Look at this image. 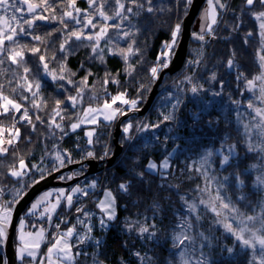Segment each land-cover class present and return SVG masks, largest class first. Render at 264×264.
Instances as JSON below:
<instances>
[{
	"label": "trees",
	"instance_id": "16d2710c",
	"mask_svg": "<svg viewBox=\"0 0 264 264\" xmlns=\"http://www.w3.org/2000/svg\"><path fill=\"white\" fill-rule=\"evenodd\" d=\"M221 2L227 4V0H221ZM153 5L164 8L165 11H157L154 14L142 13L138 17H133L131 25L140 29L134 36L124 39L116 35V29L109 30L108 36L99 42L100 48L103 49V60L99 58L100 54L92 53L89 46L92 42L76 41L73 38L68 45L72 52L66 57V71L63 73L59 72L60 63L64 61V54L59 52V45L64 32L56 31L62 29V25L57 21H38L37 27L29 31L43 36V43L33 41L28 36L18 37L21 44L40 47L46 55L49 69L65 75L73 83H67V79L53 81L51 77L44 75L38 60L39 54L32 55L26 50L25 61L31 69L27 74L28 79L33 82L39 80L41 87L36 97L23 88H17V92L13 93L12 87L24 84L21 79L23 70L8 62L0 65V83L5 85V94L16 98L29 108L32 124H35V131H33L31 125L23 121L19 127L21 137L18 148L9 147V153L0 156V189L6 193V202H12L9 205L11 208L15 207L16 201H19L36 181L41 180V176L43 178L50 176L57 171V168L62 169L74 162L104 158L106 146L110 142V127H114L115 123L98 127L92 146L87 143L84 129L71 131V124L80 118L87 107L97 106L118 92H126L130 99H137L136 108L146 104L156 82L154 79L151 81L149 69L157 63V56L163 42L170 39L171 28L178 22L177 18L179 17L178 20L181 21L190 7V5L185 6L184 0H153ZM77 7L89 8L87 0H77ZM112 7V0H108L106 10ZM226 11L228 14L223 11L225 14L223 17L220 10V18L225 21L226 29L220 32L217 43L210 46L198 42L190 44V52L196 46L206 45L207 58L200 60L198 64L190 63L195 59L193 60L189 52L190 59L184 70L176 76H166L161 93L146 117L136 116L131 119L133 129L128 135L131 139L124 136L121 138V143L125 147L124 154L114 166L107 168L106 173V183L114 193L118 212L117 217L110 222V226L101 227L99 223L101 213L97 205L103 193L96 194L89 201H86V197L84 200L75 198V204L70 208L67 207L65 199L61 200L60 210L62 212L67 210V214H72L65 228L69 225L75 226L80 236L92 237V239H85L83 243H80L77 238L74 243L76 259L73 264H97L98 261H103V264H179L177 259L181 250L180 247L174 246L173 236L184 231L179 225L185 219H191L193 224L190 234L197 235L202 232L209 237L208 241H201L197 235L196 248L188 247L189 252L199 256V244L204 243L206 246L203 252L209 256L212 264H249L252 257L251 250H242L233 236L225 231L223 225L216 222L224 217H216L206 207L209 202L219 205V202L213 201V198L222 183L224 187L220 188V195L230 199L242 214L258 213L264 204V187L255 184V177L264 173V152L247 150L245 133L236 121L237 118L244 119L245 124L253 125L254 122H251V119L254 111L249 109L247 104L251 101L256 107L261 105L258 90H249L244 78L237 79L241 73L243 77L252 79L261 72L257 56L261 43L258 22L249 14L244 0H229ZM60 12L61 8L57 7L56 14L59 15ZM238 18L239 27L233 31L238 24ZM67 22L70 31L73 23ZM116 22L103 21L97 17L94 20L97 28L89 27L85 31L95 33L104 23ZM75 27L79 28L80 25ZM124 28L132 30L127 21ZM250 31L254 35L247 37V43H245L246 33ZM49 32H53V35H47ZM109 37L112 38L111 41ZM132 39L136 41L134 47L139 48L140 52L130 55L125 61L118 54V49H126ZM233 53H235V66L229 68L227 61L233 57ZM53 55L56 56L55 60L51 59ZM129 65H132L135 70L129 69ZM106 73L118 80L119 84L109 79V83L105 85L103 81ZM213 73L216 76L215 80L211 79ZM186 76H191L194 82L203 85L204 90L198 94H192L191 85L185 81ZM85 77H87L86 85L81 83ZM9 80H12L11 85L8 84ZM221 82H223L222 90ZM60 85H63V88ZM141 85L145 87L141 89ZM81 87H83L82 101L75 107H71L66 97L76 95ZM33 91L37 90L33 88ZM21 92L29 99L21 100ZM216 92H220L221 95H214L213 93ZM55 99L65 101L60 106L64 109L60 116H54L52 112ZM177 99L181 103L178 109L174 110L172 105ZM33 100L39 107H33ZM235 100L242 101L241 105L232 103ZM45 101H47L46 104ZM169 112L173 113L174 119L161 122L162 116ZM36 116H40L44 122L41 123ZM196 116L199 118L196 119ZM53 119L55 123L61 125V128H56L52 124ZM0 121L7 125L10 120L0 117ZM157 123L160 124L159 128L137 130L145 124ZM63 135L66 136L63 137ZM226 138L227 144L236 145L238 158L232 160V167L225 165L222 168L221 157L217 154V150L221 149ZM253 143L260 145L264 141L255 136ZM110 147L114 150L113 141ZM56 148L62 151L66 160L62 167L51 160V155ZM172 148H178L173 172L165 175L148 173L145 168L148 160L154 158L159 162ZM87 151H93L95 157L85 159ZM208 152H212L213 155L208 158L207 163H202V158ZM13 153L16 155L14 156ZM17 157H23L32 168L38 164V168L44 171H38L36 168L29 176L16 179L11 176L9 166L18 164ZM237 165L239 171L246 173L243 177L245 184L242 189L236 185L230 175L236 170ZM85 172V169L79 168L73 173L64 174L63 177L69 180L72 176H82ZM140 172L144 173L143 177L137 175ZM225 176L229 177L227 182L223 180ZM86 180L80 184H84ZM120 181L129 182L127 193L119 189ZM20 187L22 190L19 193L17 190ZM240 195H244L246 200H239ZM182 197L184 199H181ZM201 200H204L205 204H201ZM193 203L196 204L197 212L201 217L198 221L195 219L196 213H190L188 209V205ZM80 205L83 212L76 211ZM222 211L229 220L235 216L227 213V210ZM85 212L91 215L85 216ZM32 216L39 218L36 215ZM78 220H82L83 223H78ZM134 222L139 223L129 230L127 225ZM153 223L156 226L154 238H148L147 234L143 236L139 234L140 225ZM88 226L92 227L91 233H88ZM96 240L100 241L99 245L95 243ZM230 247L234 248L231 254L227 252V248ZM45 251L46 247L43 252ZM76 253L79 255H75ZM136 253L140 255L137 256ZM5 262L4 254L0 252V264Z\"/></svg>",
	"mask_w": 264,
	"mask_h": 264
},
{
	"label": "snow or ice",
	"instance_id": "6c2138e0",
	"mask_svg": "<svg viewBox=\"0 0 264 264\" xmlns=\"http://www.w3.org/2000/svg\"><path fill=\"white\" fill-rule=\"evenodd\" d=\"M208 8L205 9L203 14L204 24L201 27V31L199 33H193L195 39L204 41L205 35L214 34L212 26L217 23V17L219 15L217 9H226L227 5L222 3L221 0H207ZM89 8L81 9L77 7V0H18V3L13 2V0H0V13H4L5 15H0V65H4L8 62L10 65H15L16 67L22 68L23 75L21 79L24 81L23 85H17V87H12L11 92H17V88H23L27 92H30L33 97L37 96V93L41 87V83L39 80L35 82L28 79V73L31 69L27 66L25 61V51L31 53L32 55H38V60L42 65V72L44 75L51 77L53 81L57 80H65L67 79V83L72 84L73 81L70 78H67L65 75L58 74L55 70L49 69V64L46 59V55L42 52L41 48L38 46L29 47L27 44H21L18 37L28 36L33 41H38L43 43L44 37L41 35L33 34L30 29H34L37 27V22H49V21H57L60 25H62V29H57L56 31H63L64 35L62 38V42L59 45V52L64 54V61L60 63L59 72L63 73L66 71V57L68 54H71L72 49L68 47L73 38L76 41H90L92 42L89 45L92 49V53L100 54L99 58L103 60L102 52L103 49L100 48L99 42L108 36L110 29H116V35L118 37L128 39L129 37L137 34L140 29L135 25H131V20L133 17H138L142 13L154 14L157 11L163 12L164 8H157L153 5V0H112L113 7L109 10H106V6L108 5V0H87ZM185 6L191 5L193 0H184ZM244 4L249 12V14L258 22V35L260 37V47L257 52L258 60L261 69H264V0H244ZM21 5H26V9ZM57 7L61 8V12L59 15L56 14ZM259 8V10H256ZM9 9H12L11 17H7V13ZM26 13L29 18L25 19L23 16L18 18L16 13ZM46 13H50V15H46ZM187 13L185 12V15ZM99 17L103 21H117L116 23L108 24L104 23L98 31L95 33L86 32V28H97V25L94 23V20ZM22 20V23H21ZM11 21H15V26L11 23ZM67 21L73 22V28L69 31V23ZM125 21L129 22L132 30H125L124 25ZM239 18L238 24L233 28L235 31L239 27ZM25 25L27 27H25ZM75 25H80L79 28H76ZM182 21L176 22L171 28V36L169 40L163 42L162 48L157 56V63L149 69L150 76L155 79L158 78V73L162 71L164 68L169 66L171 62V57L175 54V49L178 46L179 38L182 33ZM47 35H53V32H49ZM253 32L246 33L245 43H247V37L253 36ZM111 37H109V41H111ZM136 41L132 39L128 44V47L118 49V54L121 55L125 61L128 60L130 55H136L140 52L139 48H135ZM117 54V53H114ZM52 60L56 59V56L53 55L51 57ZM190 63H199V60L193 61ZM227 66L229 68H233L235 66V53H233V57L227 61ZM129 69L134 71V67L132 65L128 66ZM91 75V73H89ZM131 74V72H129ZM244 78L246 80V85L249 90H255L257 88V82L259 81V92L260 99L264 101V71H261L260 74L256 75L252 79H247L243 77V74H239L237 79ZM109 79L111 82L119 84V81L114 77H110V74H105V79L103 83L106 85L109 83ZM212 80L216 79L215 73L211 76ZM185 81L191 85L190 91L192 94H198L203 91V85H200L193 81L191 76H186ZM86 85L87 77L83 79L81 82ZM183 83V81L181 82ZM8 84H12V80L8 81ZM5 85L0 83V117L10 120V124L5 126L2 121H0V156L7 155L9 153V147H14V144L19 142L21 137V130L16 125L21 121L27 122L31 125L32 130L35 131V124H32V116L29 114L28 108L21 102H18L16 98L5 94L4 91ZM63 88V85H60ZM145 86L141 85L140 88L143 89ZM35 88L37 91H33ZM223 89V82H221V90ZM106 90V89H105ZM66 91V89H65ZM82 92L83 87H81L76 95H69L66 97L67 102L71 107H75L78 103L82 101ZM214 95H221L220 92L213 93ZM21 100H28L29 97L24 95L23 92L20 93ZM121 105L130 106V110H134L137 107L138 100L137 99H128L126 92H118L116 95L111 96L110 100L106 99L103 102L102 107L92 108L91 106L87 109V113H100L103 115L104 120L111 122L115 120L118 115L126 114L121 107H114L117 103ZM47 101H45V104ZM64 100L55 99L54 107L52 112L54 116H60L61 112L64 109H61V105L64 104ZM181 101L179 99L176 100V103L172 105L174 110L178 109ZM232 103L237 106L241 105L242 101L235 100ZM33 107H39L33 100ZM247 107L249 109H253L255 116L259 117V120L254 125L244 124V133H245V143L247 144V150L250 152L262 151L264 152V143L257 145L253 143L252 139V131L255 129L256 135L264 141V108L256 107L253 105L251 101L248 102ZM86 113V116H87ZM239 115V114H238ZM63 119V117H61ZM196 119L199 117L196 116ZM37 120H40L41 123L44 121L41 120L40 116H36ZM174 119V115L172 112H169L167 115L162 116V121H170ZM84 121H79L77 123H73L71 128L75 130L80 126ZM92 124L97 123L96 115H93L91 120L89 121ZM52 124L56 128H61L60 124L55 123L53 119ZM133 125L128 123L124 126V133H129L132 129ZM160 124L157 123L155 125L145 124L142 128H138V131H145L149 128H159ZM62 130V129H61ZM7 134V138L5 136ZM94 134L93 131H89L86 135L89 137L87 143L92 144V136ZM127 139H131L130 136L126 137ZM31 139L30 137L28 138ZM167 139V137H166ZM175 152V149L173 150ZM217 154L221 157V167L223 168L225 165L232 167V160L234 158H238V153L236 151L235 144H227V138L224 141L221 149L217 150ZM15 156L16 153H13ZM70 157V154H68ZM105 156L108 155V152L105 151ZM169 155H172L171 153ZM212 152H208L203 158L202 163H207L208 158L212 156ZM89 157H95V153L93 151H87L85 153L84 158L87 159ZM56 160L59 161V167L64 166L65 157L60 153H56ZM103 157H101L102 159ZM18 164H12L9 166V171L11 176L16 177L18 179L22 178L26 171L29 170L27 164L23 157H17ZM69 162H73L69 160ZM170 167L168 158H165L160 165H157L154 161H149L147 164V170L149 172L158 170L159 168L168 169ZM255 167V166H253ZM239 166H236V170H234L230 175L233 178L234 182L241 189L245 184V180L243 179L245 172L238 170ZM38 171L43 172V169L37 168ZM58 170V168L56 169ZM226 170V169H225ZM140 177L144 176L143 172L138 173ZM70 178V177H69ZM43 179V176H41ZM224 182L229 180L228 176L223 178ZM38 182V181H36ZM255 184L260 187H264V173L257 175L255 177ZM89 187L95 188V182H92ZM224 184L222 183L219 188L216 190V194L213 198V201H218L219 205L215 202H209L206 204V207L215 214L216 217H224L222 220L216 221L223 225L226 232L230 233L234 240L239 244L242 250H251L252 257L249 260V264H264V212L258 215H244L240 212L239 208L231 202L230 199H227L224 196L220 195V188H223ZM119 189L125 193L129 191V182L121 183L119 185ZM2 191V189H0ZM72 192L79 193L81 195L87 196L88 192L84 188L76 187L72 189ZM51 193H45L43 197L40 198L36 203L32 205V209H36L37 206L42 203ZM115 196H113L110 190H107L104 194V199L98 202V207L104 213V216L100 218V226L107 227V222L112 221L116 218V210H115ZM181 199H184L183 197ZM239 200L244 201L246 197L244 195H240L238 197ZM66 201L68 207L72 205V196H66ZM18 202V201H16ZM12 202H6L5 204H0V244H3L7 240L8 236V228L11 224L12 219V208L9 206ZM187 203V201H185ZM201 204H205L204 200L200 201ZM59 204V197H57V201L54 205H52V210ZM188 209L190 213H196L195 219L198 221L201 217L197 212L196 204H189ZM227 210V213L235 214V216L229 220L228 216L224 211ZM47 211V209H45ZM77 212H83V208H77ZM85 216H90L91 213H84ZM50 218V217H49ZM259 220L260 227H255L256 222ZM78 223H83L82 220H78ZM139 222L130 223L127 225L129 230L135 228ZM235 224V226H234ZM59 224L55 225V227L59 228ZM155 224L147 225L142 224L138 228V232L140 235L147 234L148 238H154L156 235L155 232ZM184 231H181L178 234H174V246L180 247L185 246V249L188 247L196 248L197 245V235L199 236L201 241H208L209 237L205 236L204 233L200 232L197 235L190 234L193 229V224L191 219H185L184 222L179 225ZM25 222L24 220L20 221L19 224V241L20 246L18 250L19 258L21 261H24L25 256L30 258H35L36 251L34 249H38L40 244L38 241L29 242L26 240V236L31 237L33 235L38 236L40 239H43L44 229L41 228L39 233H25ZM92 227L88 226V233H91ZM75 233V226L67 229L66 232L59 234L54 242L51 243V246L48 248L47 255L49 260L53 254L57 256L58 260H66L73 261L75 256L72 254L71 249L73 247L72 244L69 243L67 238H70ZM77 238L80 243H83L85 239H92L91 236L84 235L80 236L76 233ZM187 242V244H186ZM95 243L97 245L100 244L99 240H96ZM206 245L204 243L199 244V256L195 260V264H212L209 256H207L203 252V248ZM227 252L229 254L234 252V248H227ZM75 255H79L76 253ZM137 256L140 253H136ZM184 253L181 252V256ZM97 264H103V261H98ZM185 264H192L191 261H185Z\"/></svg>",
	"mask_w": 264,
	"mask_h": 264
},
{
	"label": "rangeland",
	"instance_id": "374dc122",
	"mask_svg": "<svg viewBox=\"0 0 264 264\" xmlns=\"http://www.w3.org/2000/svg\"><path fill=\"white\" fill-rule=\"evenodd\" d=\"M228 1L229 0H227V4H228ZM13 2H16V3H18V0H13ZM226 4V5H227ZM22 7H24L25 9H26V7H25V5H21ZM208 8V2H206V5H205V7L203 8V10L201 11V13L199 14L200 16L198 17V19L196 20V23H195V25H194V32L195 33H199L200 31H201V27H202V25L204 24V21H203V19H202V17H203V14H204V11H205V9H207ZM189 10V9H188ZM217 11H218V13H219V15H218V17H217V23L215 24V25H213L212 26V28H213V33L214 34H209V35H211L212 36V39L207 43V46L209 45H213L214 43H217V39H218V37L220 36L219 34H220V32H222L223 30H225L226 29V27L224 26L225 24H224V22L225 21H223V18H220V9H217ZM223 11H224V13H226V14H228L227 13V11H226V9H222V14H223ZM226 11V12H225ZM186 13H188V11L186 12ZM0 15H5L4 13H0ZM7 15V17H11V15H12V9H9V11H8V13L6 14ZM185 15V14H184ZM16 16L18 17V18H20L21 16H23V18H25V19H27V18H29L28 17V15L26 14V13H19V12H17L16 13ZM186 16V15H185ZM223 17H225V14H223ZM179 18V17H178ZM178 18H177V21H180V20H178ZM184 18L185 17H183V19L181 20L182 21V23H183V20H184ZM180 19V18H179ZM220 19H221V22L219 23V21H220ZM71 22V21H70ZM11 23L13 24V26H15V21H11ZM21 23H22V20H21ZM73 23V22H72ZM219 23V24H218ZM3 25H0V27H2ZM182 29H183V27H182ZM205 36H207V35H205ZM181 38V37H180ZM180 38H179V40H180ZM205 46L206 45H204V46H196L195 48H193V50L190 52L191 54H192V58H193V60L195 59V61H197L198 59H199V61L200 60H202V59H206L207 57V51H205ZM176 50V49H175ZM173 57V56H172ZM172 57H171V61H172ZM171 63V62H170ZM170 63H169V65H170ZM259 66H260V64H259ZM165 69V68H164ZM261 71H264V69H261ZM261 73V72H260ZM194 81V80H193ZM259 81L257 82V88H256V90H258V92H259ZM260 93V92H259ZM114 96V95H113ZM127 98L128 99H130L128 96H127ZM260 98V97H259ZM108 100H110V99H108ZM260 101H261V105H260V107L261 108H264V101H262L261 99H260ZM19 102V101H18ZM104 102V101H103ZM103 102L101 103V104H99V105H97V106H92V108H97V107H102V105H103ZM118 105H121V104H119V102L117 103V105H114V107H117ZM123 106H128V105H123ZM130 107V106H129ZM89 107H87L83 112H82V114L80 115V118L77 120V121H75V122H73V123H77V122H79V121H84L83 123H81L80 124V126L78 127V128H76L75 130H73L72 128H71V126H70V128H71V131H82V129H84L85 130V137L87 138V139H89V137L86 135V133L87 132H89V131H93L94 130V134H93V136H92V141H94V137H95V133H96V131H97V129H98V127H100V126H103L104 124H111V123H114V121H116L121 115H118L117 116V118L115 119V120H112L111 122H109V121H106V120H104V117H103V115L102 114H100V113H87V109H88ZM29 111V114H31V110L29 109L28 110ZM86 113H87V116H86ZM93 115H96V117H97V123H95V124H92V123H90L89 121L91 120V118H92V116ZM253 116H255V113L253 112ZM252 121L251 122H254V124L259 120V117H256V119L254 120L253 118L251 119ZM236 121H237V123H238V125H241L242 126V130L244 131V127H243V125L245 124V122H246V120H242V119H236ZM72 123V124H73ZM128 123H130V121L128 122L127 121V124ZM71 124V125H72ZM253 124V125H254ZM115 129H116V124L114 125V129L113 128H110V133H112V134H114V132H115ZM132 129H133V127H132ZM132 129L130 130V132L132 131ZM130 132L129 133H125V134H123V136L124 137H128V135L130 134ZM255 136H257L256 135V131H255V129H253V131H252V139L255 137ZM18 143V142H17ZM94 143H92V144H89L90 146H92ZM229 145H231V144H229ZM11 147V146H10ZM175 149V152H173V150ZM57 152H60L63 156H64V154L62 153V151L61 150H55L54 151V153L51 155V160H54L58 165H59V161H57L56 160V153ZM177 152H178V148H172L170 151H169V153H168V155L165 157V158H168V160H169V164H170V167L168 168V169H163V168H159L158 170H155V171H152V172H149L148 170H147V172L148 173H150V174H152V175H165V174H169L170 172H173V170H174V166H173V164H174V159L177 157L176 155H177ZM172 154V155H169V154ZM164 158V159H165ZM163 159V160H164ZM25 160V159H24ZM163 160H161V161H157V160H155L154 158H151V159H149L148 160V162H147V164L149 163V161H154L157 165H160L162 162H163ZM66 162V160H64V163ZM25 163L27 164V166H28V169L29 170H27L26 171V174L23 176V178L26 176V175H29L30 174V171L32 170V166H31V164H29L26 160H25ZM147 164H146V166H145V168H147ZM258 170H261V168H259V167H256ZM16 178V177H15ZM16 179H18V178H16ZM92 182H95V184H96V187L95 188H91V187H89V185L92 183ZM99 182H100V180H99V175H95V177H89L86 181H85V183L84 184H77V185H74V187L73 188H70V189H68V188H53V189H51V190H48V191H45V192H43L42 193V195L39 197V198H37L34 202H32V204L31 205H33L34 203H36L38 200H40V198L41 197H43L44 195H45V193H51V195L50 196H48L42 203H40L38 206H37V208L36 209H32V206L22 215V218H21V220H24V222H25V228H24V232L25 233H28V231H27V222H26V220H27V218L29 217V216H32V215H36V216H39L41 219H43V218H45V217H48V216H51V217H54V216H52V215H54L56 212H57V210L61 207V200H64L65 199V201H66V196H68V195H71L72 196V205H71V207L72 206H74V201H75V198H77V199H79V200H84L85 199V197H87L90 193H92V192H95V190H96V188H97V186H98V184H99ZM121 183H125L124 181H120L119 182V185L121 184ZM20 185H23L22 183H20ZM76 187H80V188H84V189H86L87 190V192H88V195L87 196H84V195H81V194H79V193H74V192H72V189H74V188H76ZM22 190V187H20L17 191H19V193H20V191ZM107 190H110L111 191V189H106V191ZM112 192V194H113V196H114V193H113V191H111ZM0 193L3 195V194H6L4 191H0ZM0 194V195H1ZM104 194L105 193H103L102 194V196H101V198L99 199V201L100 200H103L104 199ZM57 197H59V204H58V206L55 208V210L53 211L52 210V205H54L55 203H56V201H57ZM98 201V202H99ZM6 203V200L5 199H2V200H0V204H5ZM66 204H67V201L65 202ZM98 206V205H97ZM262 209L257 213H254V214H249V215H260L262 212H264V204H262ZM67 207H68V205H67ZM70 208V207H69ZM45 209H47V211H45ZM98 209H99V213H101V217L102 216H104V213L102 212V210L98 207ZM115 210H116V217H117V214H118V212H117V201H116V199H115ZM12 212H13V208H12ZM231 215H235V214H231ZM20 220V221H21ZM110 222L111 221H108L107 222V227L106 228H108V226H110ZM19 224H20V222H19ZM19 224H18V228H17V231H16V235H15V238H16V249H17V255H18V259H19V264H73L74 262H75V259H76V257H75V259L73 260V261H66V260H58L57 259V256L55 255V254H53L52 255V257H51V260H49V258H48V255H47V249L51 246V245H49V244H46L45 245V241H46V232L44 231L43 232V239H40L38 236H36V235H33V236H31V237H28V236H26V240L27 241H29V242H33V241H38L39 242V244H40V247L38 248V249H34L35 251H36V256H35V258H30V257H27V256H25V259H24V261H21V259L19 258V254H18V250H19V246H20V241H19V233H20V229H19ZM70 227H73V226H71V225H69V226H67L64 230H63V232L62 233H64V232H66L67 231V229L68 228H70ZM255 227H257V228H259L260 227V222H259V220L256 222V224H255ZM39 231L40 230H37V231H35V232H33V234H36V233H39ZM76 233H77V229H76V227H75V233H74V235L72 236V237H70V238H67L68 239V241H69V243L70 244H72L73 245V247H72V249H71V252H72V254L74 255V243L76 242V240H77V235H76ZM180 233V232H179ZM49 239H50V237H49ZM54 242V241H53ZM44 245H45V247H46V251H45V253L43 252L44 251ZM180 255L178 256V259H177V263H179V264H185V261H191L192 262V264H195V260H196V258L198 257V255L197 254H194V253H191V252H189V250L188 249H185V247L182 245V246H180ZM0 252H1V249H0ZM181 252H183L184 253V255L183 256H181Z\"/></svg>",
	"mask_w": 264,
	"mask_h": 264
},
{
	"label": "water",
	"instance_id": "95a60500",
	"mask_svg": "<svg viewBox=\"0 0 264 264\" xmlns=\"http://www.w3.org/2000/svg\"><path fill=\"white\" fill-rule=\"evenodd\" d=\"M206 2L207 0H193V3L190 5L188 13L186 14L182 23L183 29L180 36L181 38L179 40L178 46L176 47L175 54L172 57V61L170 65L165 68L155 80L156 82L150 91L151 93L146 100V104L141 108H136L134 112L126 113L117 121L116 129L113 134V143L115 149L112 156L105 159H88L84 160V162L73 163L62 167V169L55 171L52 173V175L44 177L32 185L31 188L26 193H24L21 199L15 204L12 212L11 224L8 228L7 240L3 243L4 260H6L5 264H19L15 238L18 228L17 226L22 218V215L32 206V202L39 198L43 192L53 188H73L74 185L82 183L86 178L93 177L101 173L104 170L103 166L106 165L107 168H111L118 162L125 151V147L121 143V138L124 134L123 128L125 126V122L136 116L146 117V115L155 105V101L161 93L160 89L165 82L164 80L166 79V76H176L184 70L188 60L190 59L188 56L191 48L190 44L192 42L207 44L212 39L211 35H207L205 36L204 41H200L195 39L193 36V33H195L194 25L200 16L199 14L205 7ZM79 168H84L86 170L84 175L74 177L72 176L69 180L64 179V174L73 173L74 170Z\"/></svg>",
	"mask_w": 264,
	"mask_h": 264
},
{
	"label": "built area",
	"instance_id": "2783aa9c",
	"mask_svg": "<svg viewBox=\"0 0 264 264\" xmlns=\"http://www.w3.org/2000/svg\"><path fill=\"white\" fill-rule=\"evenodd\" d=\"M123 110L125 112V108ZM21 123H22V121L19 124H17L16 126L19 127V125ZM5 136L7 138V134H5ZM17 146H18V144L15 143L13 148H16ZM38 166L39 165H35V167H38ZM105 177H106V172H104L102 179H101L102 181H101L100 185L98 186V188L96 189V192L93 194H89L86 201L91 200L93 197L96 196V194L104 192V190L106 189ZM5 196H6V194H3V195L1 194L0 200L2 198H4ZM71 215L72 214H65V215L55 214L54 217H50V218L46 217L43 219L35 217V216L28 217L27 221H26L27 222V226H26L27 231L30 233H33L34 231L43 228L46 232L47 240H50L49 245H51V243L57 238V236L62 233L63 229L65 228V224L68 222ZM57 224L60 225L59 228L55 227V225H57ZM49 237H50V239H49ZM2 252H3V249H1V253Z\"/></svg>",
	"mask_w": 264,
	"mask_h": 264
},
{
	"label": "clouds",
	"instance_id": "9594fccd",
	"mask_svg": "<svg viewBox=\"0 0 264 264\" xmlns=\"http://www.w3.org/2000/svg\"><path fill=\"white\" fill-rule=\"evenodd\" d=\"M112 134V133H111ZM112 139L110 140V142L107 144V146H106V151L108 152V155L107 156H104V158H102V159H105V158H109L110 156H112V154H113V152H114V150L110 147L111 146V142L112 141H114V137H113V134H112ZM113 147H114V143H113ZM114 149H115V147H114ZM103 171L101 172V173H99V174H104V172H106L107 173V167H106V165L105 166H103ZM109 189V188H108Z\"/></svg>",
	"mask_w": 264,
	"mask_h": 264
},
{
	"label": "bare ground",
	"instance_id": "6f19581e",
	"mask_svg": "<svg viewBox=\"0 0 264 264\" xmlns=\"http://www.w3.org/2000/svg\"><path fill=\"white\" fill-rule=\"evenodd\" d=\"M55 150H59V149H55ZM74 163H79V162H74ZM84 169V168H83ZM68 212H67V210H64L63 212L60 210V208L57 210V212L55 213V214H63V215H65V214H67ZM54 214V215H55ZM54 215H52V216H54Z\"/></svg>",
	"mask_w": 264,
	"mask_h": 264
}]
</instances>
